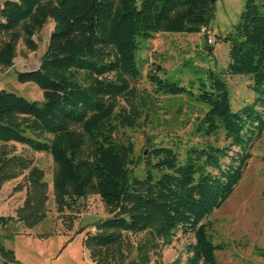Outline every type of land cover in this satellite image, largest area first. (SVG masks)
Masks as SVG:
<instances>
[{"label": "trees", "instance_id": "obj_1", "mask_svg": "<svg viewBox=\"0 0 264 264\" xmlns=\"http://www.w3.org/2000/svg\"><path fill=\"white\" fill-rule=\"evenodd\" d=\"M211 0H11L0 17V66L12 68L21 39L38 51L34 36L54 22L38 69L18 73L34 84L43 102L0 91V143H17L47 152L57 170L59 205L100 196L112 217L96 222L84 242L94 264H155L176 233L192 235L185 264H218L216 245L205 221L234 194L264 133V0H247L240 22L224 37L230 44V76H249L252 104L234 112L228 84L213 70L198 93L164 80L158 66L148 75L156 95L191 94L208 107L196 127L202 145L180 149L154 146L136 171L134 146L120 143V129H134L143 110L131 80L140 41L161 33L205 36L214 18ZM3 20V22H2ZM208 39V37H206ZM125 100L129 109L120 106ZM221 137L224 144L219 145ZM214 138L215 142L209 140ZM32 162L0 152V189L31 169ZM139 169V168H138ZM32 188L17 217L0 216V228L16 220L28 227L45 217L47 185L33 168ZM147 234L134 244L130 236ZM0 236L3 264H18ZM169 264H182L180 258Z\"/></svg>", "mask_w": 264, "mask_h": 264}, {"label": "rangeland", "instance_id": "obj_2", "mask_svg": "<svg viewBox=\"0 0 264 264\" xmlns=\"http://www.w3.org/2000/svg\"><path fill=\"white\" fill-rule=\"evenodd\" d=\"M245 2L217 0L207 36L204 31L192 35L161 33L152 40L140 41L137 68L142 76L131 80V84L138 95L136 103L141 105L142 117L134 129H120L116 136L120 143L133 144L135 164L132 168L136 171L144 168V159L154 146L179 148L184 158L186 147L206 142L198 137L196 127L208 107L191 94L156 95L148 75L154 73L158 66L163 68L160 76L164 80L177 83L194 94L198 93L201 83L207 81L208 72L215 71L228 84L234 112L254 102L251 78L227 73L230 44L224 40L240 22ZM53 30L54 22L49 21L34 36L38 44L37 52L28 50L24 38L21 39L13 67L0 66V91L14 93L31 102H43L39 87L19 83L18 73L39 68ZM119 103L123 108H130L125 100L121 99ZM209 141L215 142L214 138ZM223 141L221 137L219 145H223ZM0 152L32 162L31 169L2 185L0 216L16 218L25 206L32 188L29 177L33 168L42 171L43 182L47 185L45 217L34 227L16 220L14 226L5 231L6 234L19 232L28 235H23L16 242L5 239L2 241L4 246L7 249L16 247L22 264H94L90 251L84 245L86 234H95L96 222L112 217L100 196H89L75 205L68 202L61 206L54 189L57 167L50 153L35 152L17 143H0ZM252 156L234 194L205 221L213 242L225 248L216 253L218 264H264V133L255 143ZM149 239L151 237L147 234L130 236L134 244ZM194 243L192 235L176 233L173 243L162 250V262L169 264L180 258L185 264L186 247ZM155 262L156 257L153 256L150 264ZM112 264H120V260Z\"/></svg>", "mask_w": 264, "mask_h": 264}, {"label": "crops", "instance_id": "obj_3", "mask_svg": "<svg viewBox=\"0 0 264 264\" xmlns=\"http://www.w3.org/2000/svg\"><path fill=\"white\" fill-rule=\"evenodd\" d=\"M247 1V0H246ZM246 3V2H245ZM12 226H14V224H11V226H9L8 228H6V229H2L1 228V237L3 238V240H5V239H7V240H9V239H11V240H13V242H16L17 241V239H19V238H21L23 235L24 236H27L28 234L26 233V234H22V233H19V232H14V233H12L11 235H8V234H6V230L7 229H9L10 227H12ZM4 245V244H3ZM5 247V246H4ZM6 248V247H5ZM7 249V248H6ZM7 250H9V251H13L14 252V255H15V259H16V261L18 262V264H22V259L18 256V253H17V249H16V247H11V248H9V249H7ZM1 260H2V264H3V259L1 258Z\"/></svg>", "mask_w": 264, "mask_h": 264}, {"label": "built area", "instance_id": "obj_4", "mask_svg": "<svg viewBox=\"0 0 264 264\" xmlns=\"http://www.w3.org/2000/svg\"><path fill=\"white\" fill-rule=\"evenodd\" d=\"M7 1H11V0H0V17H1V11L3 10L4 6H5V3ZM3 22V20H2ZM204 33H205V29H203ZM210 42L212 43V41L210 40Z\"/></svg>", "mask_w": 264, "mask_h": 264}, {"label": "water", "instance_id": "obj_5", "mask_svg": "<svg viewBox=\"0 0 264 264\" xmlns=\"http://www.w3.org/2000/svg\"><path fill=\"white\" fill-rule=\"evenodd\" d=\"M211 2H212V3H214V2H215V0H211Z\"/></svg>", "mask_w": 264, "mask_h": 264}]
</instances>
